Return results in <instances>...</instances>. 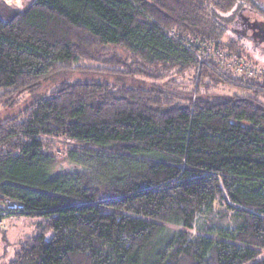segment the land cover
Returning a JSON list of instances; mask_svg holds the SVG:
<instances>
[{
    "label": "trees",
    "instance_id": "16d2710c",
    "mask_svg": "<svg viewBox=\"0 0 264 264\" xmlns=\"http://www.w3.org/2000/svg\"><path fill=\"white\" fill-rule=\"evenodd\" d=\"M256 4L0 0V102L81 61L114 78L65 82L0 123V197L25 215H65L64 245L43 264H264L263 82L198 56L242 58L223 34ZM168 71H198L196 91L144 85ZM221 85L247 91L212 92ZM45 137L78 145L73 170Z\"/></svg>",
    "mask_w": 264,
    "mask_h": 264
},
{
    "label": "rangeland",
    "instance_id": "374dc122",
    "mask_svg": "<svg viewBox=\"0 0 264 264\" xmlns=\"http://www.w3.org/2000/svg\"><path fill=\"white\" fill-rule=\"evenodd\" d=\"M33 1L23 0V9ZM257 1L260 3L258 6L256 4L243 8L239 14V20L235 22V25L229 31L223 34V40L225 42H235L239 50L242 51L243 57H234L235 59L238 58L241 62L244 61V63L247 62L253 66L264 67V40L261 41L259 37L255 36V31L252 28L255 22L264 21V0ZM232 13L233 10L223 14L227 16ZM224 53L226 54V52ZM210 57V55H205V59ZM213 60L217 62L219 56L215 55ZM79 64L69 66L67 69L51 75L47 81L41 84L40 88L33 92L24 90L4 96L0 102V123H8L10 126H14L16 123L21 122L25 119L23 117L31 105H34L41 97L49 95L65 82L101 81L107 77L110 80L114 79L102 70L104 66L101 64L91 61H81ZM229 69L235 76H241L238 75L240 73L237 74V69L235 70L233 65H230ZM196 77L198 78V76H195V71H185L182 75H179L176 71H168L166 75H162L160 78L142 79L145 86L159 84L173 92L190 94L196 91ZM246 91L237 86L222 85L212 89V92L218 94H243ZM260 99L264 101V98ZM45 140L48 148L54 151L59 159V169L62 171L73 170L75 167L66 159V153L69 149L78 145L63 137H45ZM221 207L216 203L217 210H220ZM189 231L192 234H197L198 228ZM64 239V213H56L49 217L16 213L13 217L6 218L4 227L0 228V264H43L48 257L63 247ZM258 259H264V250Z\"/></svg>",
    "mask_w": 264,
    "mask_h": 264
},
{
    "label": "built area",
    "instance_id": "2783aa9c",
    "mask_svg": "<svg viewBox=\"0 0 264 264\" xmlns=\"http://www.w3.org/2000/svg\"><path fill=\"white\" fill-rule=\"evenodd\" d=\"M6 4H8L10 7L16 10H23L24 8V3L23 0H2ZM170 35L174 36L176 33L174 30L170 31ZM216 52V53H214ZM200 62L206 63V64H211L214 60L213 57L219 56V60L217 62H213L214 65L216 66H228L230 65L234 66V69H237V74L241 76H245L247 78H252L257 81L263 82L262 88L264 89V67L262 66H253L249 63H244L241 62L240 59L236 58L237 61L234 57L237 56H228L224 52H219L215 50L213 47H207L202 49L201 53H198ZM205 55L208 56L210 55L211 57L209 59H205ZM233 60V61H231ZM230 65H229V64ZM195 76H198V71H195ZM197 78V77H196ZM26 210V205L24 202L20 200H15L7 197H0V228L4 227L5 224V219L13 217L14 214L16 213H23Z\"/></svg>",
    "mask_w": 264,
    "mask_h": 264
},
{
    "label": "water",
    "instance_id": "95a60500",
    "mask_svg": "<svg viewBox=\"0 0 264 264\" xmlns=\"http://www.w3.org/2000/svg\"><path fill=\"white\" fill-rule=\"evenodd\" d=\"M254 29L258 28L260 30H254L255 31V36L259 37L262 40H264V22L257 21L253 24Z\"/></svg>",
    "mask_w": 264,
    "mask_h": 264
},
{
    "label": "flooded vegetation",
    "instance_id": "af4514ba",
    "mask_svg": "<svg viewBox=\"0 0 264 264\" xmlns=\"http://www.w3.org/2000/svg\"><path fill=\"white\" fill-rule=\"evenodd\" d=\"M262 22H264V21H262ZM252 28H253V30H260V29H258V28H255V29H254V27H253V26H252ZM263 30H264V29H263Z\"/></svg>",
    "mask_w": 264,
    "mask_h": 264
},
{
    "label": "crops",
    "instance_id": "0c3cea01",
    "mask_svg": "<svg viewBox=\"0 0 264 264\" xmlns=\"http://www.w3.org/2000/svg\"><path fill=\"white\" fill-rule=\"evenodd\" d=\"M4 262V261H3ZM2 264H7V263H2Z\"/></svg>",
    "mask_w": 264,
    "mask_h": 264
}]
</instances>
